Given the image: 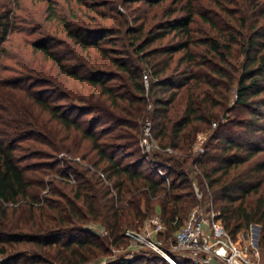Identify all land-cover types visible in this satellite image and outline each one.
I'll return each mask as SVG.
<instances>
[{
    "label": "trees",
    "instance_id": "obj_1",
    "mask_svg": "<svg viewBox=\"0 0 264 264\" xmlns=\"http://www.w3.org/2000/svg\"><path fill=\"white\" fill-rule=\"evenodd\" d=\"M33 1L43 5L42 19L26 29L9 6L0 12V264H92L126 248L125 230L152 216L170 235L193 207L208 204L233 238L258 226L263 253L261 26H250L241 42L245 18L239 25L226 13L234 26L220 27L202 15L216 35L195 40L190 0L184 16L170 19L172 12L162 24L122 6L167 0H59L67 15L58 0ZM107 6L108 14L99 11ZM25 33L26 56L9 55L5 43ZM166 33L183 40L151 49ZM113 37L120 40L104 47ZM237 44L242 58L231 75L221 65ZM232 85L243 112L221 123L237 109L227 110ZM243 113L248 120L238 118ZM146 120L160 150L145 157ZM208 130L194 154L197 136ZM139 261L171 264L159 257L108 264Z\"/></svg>",
    "mask_w": 264,
    "mask_h": 264
},
{
    "label": "rangeland",
    "instance_id": "obj_2",
    "mask_svg": "<svg viewBox=\"0 0 264 264\" xmlns=\"http://www.w3.org/2000/svg\"><path fill=\"white\" fill-rule=\"evenodd\" d=\"M59 1V0H58ZM188 0H167L161 2L159 5H156L154 7H150L147 4H144L143 1H139L133 5H125L122 6L126 9V12H130L134 15V17H142L145 15H148L150 18L153 16L154 19L152 22L154 24H162L169 20L168 18L172 14V12H176L170 19H177L182 16H184V11L182 10ZM192 1V8L193 12L197 14L195 17V24L191 25V28L193 30V35L195 40H205L206 37H213L215 38L216 33L214 31H210L209 26L207 24H204L202 20L199 18L200 16L204 15L207 18H209L211 21H213L218 26H223V24H226V22L229 23V25L232 27L234 26V21L236 23H239L240 25V18L246 19V24L239 29V32L242 34L238 36L237 41L243 40V38L248 37L250 26L257 23L258 25L256 27L261 26V34H264V0H190ZM60 7L62 10V15H67L69 8L66 6V4L61 3L59 1ZM10 7L12 10H14L16 15V23L21 26V28L26 29L27 24H31L32 22L34 25H36V22H39L42 19V9L43 5L38 2H34L33 0H19L18 5L15 6L14 0H0V12H2V7ZM18 6V7H17ZM100 8V7H99ZM123 8V9H124ZM119 11H121V7H117ZM99 11H104L106 14L109 13V6L100 8ZM122 12V11H121ZM240 12V13H239ZM231 14L233 18H236V20L228 19L225 14ZM234 14V15H233ZM32 20V21H31ZM31 22V23H29ZM105 23H112V21L107 20ZM138 25V24H137ZM238 26V25H236ZM237 32V34H239ZM52 34H54L52 32ZM155 34H163V31H153L152 35ZM168 34V33H166ZM25 36V37H24ZM22 38L29 39V37L26 36V33L23 35L14 36L11 41L8 43H5V48L7 51H9V55L12 56H26L27 49L24 48L22 45ZM112 45H103L106 48H111L114 44L117 43V40H120L119 37H113ZM182 39L181 36L176 37L174 33H169L166 35L162 40H159L155 42L150 48H163L166 46H170L173 44H176L177 42H180ZM118 48L120 47V43L117 44ZM116 45V46H117ZM241 45L237 44L232 47V53L230 57H228L227 64L221 65V67L224 69V72L231 74L233 73V68L238 67L241 62ZM197 50L202 51V47H198ZM182 53L176 54L174 56V61H176L178 58H180ZM10 57V56H9ZM27 61V59H25ZM5 64H13L10 62V60L5 62ZM224 91V89H222ZM236 101V93H235V85H232L229 88V92L227 93V110L236 109L237 105L235 103ZM148 109L150 107L148 106ZM243 111L242 109L237 108L236 111H232L228 115H225L224 118L221 116L219 117V121L221 123L225 122V119L228 118L230 120L237 117L238 114H241ZM238 118H244L245 120H248L249 116L247 113H243L242 115H239ZM213 128V127H212ZM210 133V130L206 131L205 133H202L198 135L197 137H202L201 142L202 146L200 148H203V145L206 141V138L208 134ZM140 148V146H139ZM141 151V150H140ZM194 154H198L199 152H193ZM252 232L253 236L255 237L256 245L258 247L260 256L264 260V252L262 253L261 249L258 246L259 242V227L256 225H253ZM95 230V228H93ZM101 234V232H99ZM249 233L247 234V236ZM174 236L173 234H167L166 231H164L162 234L156 235L155 238L162 241V245L160 247L161 251H153V250H140L138 252L132 251L131 248L128 246L126 248H122L119 250H111L110 254L101 257L96 262L92 264H108L110 261L116 259V258H124V259H134V258H153V257H159L162 259H166L167 257L170 258L175 262L176 259L178 260H184L180 253L176 252L174 250ZM244 236H239V239L243 240ZM163 254H162V253ZM140 260V259H139ZM176 263V262H175ZM91 264V263H90ZM138 264H142L141 261H139ZM157 264V263H156Z\"/></svg>",
    "mask_w": 264,
    "mask_h": 264
},
{
    "label": "built area",
    "instance_id": "obj_3",
    "mask_svg": "<svg viewBox=\"0 0 264 264\" xmlns=\"http://www.w3.org/2000/svg\"><path fill=\"white\" fill-rule=\"evenodd\" d=\"M145 84H147L146 81ZM201 139L202 137H197L193 152H202V148H200L202 146ZM139 146L142 155L145 157L160 150L151 136L150 120H146L142 126ZM166 152L171 153V150L167 149ZM157 172L163 177L161 171L158 170ZM253 227L251 225L244 232L243 240L239 239L241 236L239 234L233 238L223 227L219 212L215 211L211 204L205 208L196 205L175 232L174 250L180 253L189 264H264L255 237L251 233ZM164 231V225L159 217L154 215L145 221L142 228L125 230L124 236L132 251L153 250L159 252L162 241L155 236ZM166 259L171 264H177L168 257Z\"/></svg>",
    "mask_w": 264,
    "mask_h": 264
},
{
    "label": "crops",
    "instance_id": "obj_4",
    "mask_svg": "<svg viewBox=\"0 0 264 264\" xmlns=\"http://www.w3.org/2000/svg\"><path fill=\"white\" fill-rule=\"evenodd\" d=\"M239 235H241V236H244L245 234H244V231L243 232H241V233H239Z\"/></svg>",
    "mask_w": 264,
    "mask_h": 264
}]
</instances>
